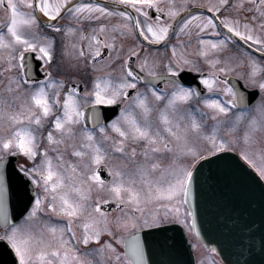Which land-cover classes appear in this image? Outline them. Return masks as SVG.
<instances>
[{"label":"snow or ice","instance_id":"snow-or-ice-1","mask_svg":"<svg viewBox=\"0 0 264 264\" xmlns=\"http://www.w3.org/2000/svg\"><path fill=\"white\" fill-rule=\"evenodd\" d=\"M244 3L0 0V246L10 264H98L93 254L99 264H149L146 247L169 226L200 235L190 195L205 165L247 176L264 190V147H254L264 134V0L246 9L259 17V30L220 15ZM64 17L71 23L61 24ZM58 33L80 41L60 45L63 59L56 56ZM121 37L135 41L123 58ZM236 38L240 56L230 52ZM160 45L171 56L148 53ZM69 46L75 62L65 66ZM105 49L109 56L99 64ZM54 62L65 76L53 74ZM185 70L196 75L182 79ZM68 149L74 159H66ZM116 155L134 163L115 162ZM20 156L26 162L13 164ZM110 200L129 210L110 218L102 207ZM103 233L110 239L101 244ZM261 241L264 248V232ZM92 242L98 246L89 248ZM205 247L219 255L215 245Z\"/></svg>","mask_w":264,"mask_h":264},{"label":"water","instance_id":"water-1","mask_svg":"<svg viewBox=\"0 0 264 264\" xmlns=\"http://www.w3.org/2000/svg\"><path fill=\"white\" fill-rule=\"evenodd\" d=\"M185 72L182 77L185 80L196 75ZM238 81L243 84L241 79ZM259 95L256 92L249 103H254ZM101 175L105 179L110 178L103 170ZM190 202L197 213L200 235L193 233L204 245H215L217 256L225 264L229 261L231 264H264L261 241L264 190L259 184L230 169L217 167L215 163L211 167L205 165L200 185H194ZM102 207L111 210L121 207V204L109 202ZM168 244L174 247L169 249ZM145 258L149 264H197L192 241L183 226L178 224L169 226L167 233L159 234L158 240L146 247ZM0 264H10V256L3 246H0Z\"/></svg>","mask_w":264,"mask_h":264},{"label":"flooded vegetation","instance_id":"flooded-vegetation-1","mask_svg":"<svg viewBox=\"0 0 264 264\" xmlns=\"http://www.w3.org/2000/svg\"><path fill=\"white\" fill-rule=\"evenodd\" d=\"M233 2V0H229V4L231 5ZM251 2L252 0H245V3H244V7L243 8H240V9H235L233 7H227L226 9H222L221 10V13L220 15H229V16H232L233 18H236V17H239L240 18V21H241V26H243V23L245 21V19H247V21L254 25L256 27L257 30H259V17L257 18V20H252L251 17L255 14L253 11H249V10H246V9H249L251 7ZM161 3L162 4H166L167 3V0H161ZM208 3H216V0H197V4H208ZM190 7H194L193 5H189ZM121 10H123V6L121 5ZM201 11H204L206 14H208V10L206 8L204 9H201ZM155 12V9H151L150 10V14L154 13ZM215 15V14H213ZM4 19V10L2 8H0V20ZM41 19H46L45 17H43L41 15ZM115 19L117 18H112V21L114 22ZM71 23V21H68L67 20V17H64L60 20V23L63 24V23ZM102 22H105V21H102ZM43 27V26H42ZM87 23L85 24V31H87ZM45 32H48L49 34H51V30H48V29H44ZM177 37H175V35H173L170 40H169V44H172L176 41ZM180 39H186V37H180ZM237 39V43L232 45L231 48H230V52L235 54V56H240L241 53H242V50H243V45H242V42H239L238 38ZM56 40H57V45H56V56L58 59H63L64 56H63V53H62V50H61V47L60 45L61 44H64L66 43L67 41H70L71 43H76V44H79L80 41H79V38H78V35H74V36H70L68 38H65L63 37L61 34H56ZM117 46H119L121 43L123 44V49L121 50L120 52V57L123 58L125 55H127V51H128V48L132 46L133 43H135V41L131 38V37H127V38H124V37H121L117 40ZM186 48H189V46L186 44L185 45ZM141 48H142V52L144 50V45H141ZM195 49H196V39H195V36L193 35V39H192V44L190 46V51L192 53L195 52ZM148 53H155V55L159 56V57H164V56H171V48L168 47V46H165V45H160V46H154L152 48H148L147 49ZM74 50L69 46L68 48V56H67V59L65 61V66L68 64V63H73L75 62L73 60V56H74ZM113 56L116 55L115 52L112 53ZM109 56V52L105 49L103 52H102V58L98 60V63L99 64H103L104 63V59L103 58H106ZM261 60H264V57L261 56L260 57ZM135 62V61H134ZM120 63V60H115L113 62V64L111 65L112 67H118ZM205 69L207 68L206 65L203 66ZM38 73V78L40 75L39 73V68L38 66L36 67L35 69ZM105 71H107L108 69L105 68L103 69ZM161 70H162V67H161ZM247 70V67L246 65L245 66H241V67H238L237 68V71H246ZM53 74L55 76H65V73L63 72H59V71H56V64L55 62L53 63ZM69 73L76 79H80L81 76L78 75L76 72L72 71L71 69L68 70ZM187 71V70H185ZM88 75L90 76L91 75V71L89 70L88 72ZM239 78V77H238ZM4 83H6V75H0V89H2L4 87ZM158 84L159 87L163 88L165 85L162 81H157L156 82ZM7 95V94H5ZM116 113L113 112L111 113L110 115L107 116V119H110L112 115H115ZM135 147H137L138 149L140 147H142V144H138V145H134ZM71 150L68 149L67 152H66V159H74L72 156H71ZM168 156H164L163 157V160L162 162L163 163H167L168 162ZM138 159H139V156H138ZM114 161L115 162H123V163H126L128 164L129 167L132 166V164L134 163L133 161H130L128 160L127 158L125 157H121L119 155H116L114 157ZM23 162H26L25 161V158L20 156V157H16L15 159H13L12 163H23ZM108 199V198H106ZM112 201V200H110ZM127 208H125L124 205H122L120 208H117V209H113V210H105L107 213H110V214H113V213H116L117 211L119 210H125ZM110 218H114L113 215H111ZM75 223V221H74ZM190 237H192V232H188ZM105 239H110V237H108L107 233H103L102 234V237H101V241L99 243H103V240ZM98 244L97 242H92L88 247L91 248V247H97ZM80 249L83 250L84 249V246L81 244L79 245ZM118 249L120 251H124L123 249V246L122 245H117ZM99 264V258H97L96 260Z\"/></svg>","mask_w":264,"mask_h":264},{"label":"rangeland","instance_id":"rangeland-1","mask_svg":"<svg viewBox=\"0 0 264 264\" xmlns=\"http://www.w3.org/2000/svg\"><path fill=\"white\" fill-rule=\"evenodd\" d=\"M258 140L260 141V143L258 145H254V147H264V134H258ZM93 195H97V193H93ZM99 195H101L104 199L108 198L107 194L105 193H99ZM129 209H125V210H119L116 213L110 214L107 213V215L109 217H111V215H113L114 217L122 215L124 212L128 211ZM73 228L74 230L77 232V236L80 235V228L78 227L77 222L73 223ZM195 251H196V256H197V262L198 261H204V264H210V261L208 260L209 256H213V254H211L210 252H208V250L203 247L201 245V243L195 239ZM216 260H218L215 256H213ZM93 260H97V258H99L100 261V257L98 254H93L91 257H89ZM107 260V257H105V262Z\"/></svg>","mask_w":264,"mask_h":264}]
</instances>
